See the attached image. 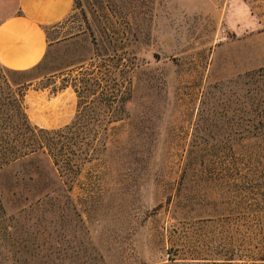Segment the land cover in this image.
Here are the masks:
<instances>
[{
	"label": "rangeland",
	"instance_id": "rangeland-1",
	"mask_svg": "<svg viewBox=\"0 0 264 264\" xmlns=\"http://www.w3.org/2000/svg\"><path fill=\"white\" fill-rule=\"evenodd\" d=\"M48 40L41 65L0 73L69 93V122L71 80L99 79L100 150L40 192L0 172V264H264V150L234 140L245 74L264 67V0H74ZM236 152L255 159L239 168Z\"/></svg>",
	"mask_w": 264,
	"mask_h": 264
},
{
	"label": "trees",
	"instance_id": "trees-1",
	"mask_svg": "<svg viewBox=\"0 0 264 264\" xmlns=\"http://www.w3.org/2000/svg\"><path fill=\"white\" fill-rule=\"evenodd\" d=\"M42 63L43 61L28 70H13L1 63L0 67L6 72L24 73ZM6 74L0 73V172L13 168V178L10 179L12 183L18 186L23 185L28 190H32L31 186H33V190L38 192H40L38 186L44 176L49 179L51 185L58 182L66 183L61 180L63 175L69 177V180L73 182L81 171L82 165L97 159L95 152L100 150L98 146L99 131L93 130L94 125L102 127L105 119L90 117L89 111L92 102L90 96H95V102L97 101L100 106L107 104L110 99H107L99 79L95 80V84L99 88H92L90 80H87L82 89L77 86L76 79H72L71 85L78 95L75 116L63 126L46 127L32 119L28 108L37 109L34 104L41 101L39 96L49 99L56 94L49 95L42 91V95L35 93V97H28L33 81L18 82ZM245 77L247 78L245 91L237 101V125L239 128L235 133L234 140L237 143L248 142L249 148L261 147L264 150V67L246 73ZM111 100L114 102L117 100V96ZM224 140L225 142L230 141L228 137ZM102 146H106V144H102ZM41 155H46L47 163L42 162ZM202 155L216 154L207 153L204 155L203 153ZM198 156L197 152L192 151L189 159L193 161ZM233 156V163L239 168L246 165V161L249 163L255 159L249 153L236 152ZM239 174L242 178L246 177L242 171H239ZM47 184V188H50L51 192H55V187ZM70 187L72 186L70 185ZM263 200L255 202L253 205L255 210L264 211L262 210L264 209ZM5 219V209L0 193V221L8 228L10 225L5 223Z\"/></svg>",
	"mask_w": 264,
	"mask_h": 264
},
{
	"label": "crops",
	"instance_id": "crops-1",
	"mask_svg": "<svg viewBox=\"0 0 264 264\" xmlns=\"http://www.w3.org/2000/svg\"><path fill=\"white\" fill-rule=\"evenodd\" d=\"M73 7L74 0H18L16 8L0 19V63L13 70H28L44 61L50 43L48 32L62 24ZM29 96L35 97V93L30 90ZM39 97L37 109L30 108L36 123L58 127L69 122L73 109L69 93ZM56 106L59 123L52 119Z\"/></svg>",
	"mask_w": 264,
	"mask_h": 264
}]
</instances>
